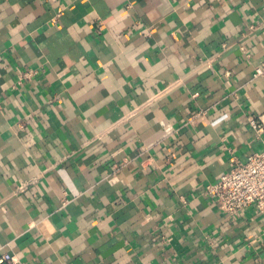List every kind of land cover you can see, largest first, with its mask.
Segmentation results:
<instances>
[{
    "label": "crops",
    "instance_id": "0c3cea01",
    "mask_svg": "<svg viewBox=\"0 0 264 264\" xmlns=\"http://www.w3.org/2000/svg\"><path fill=\"white\" fill-rule=\"evenodd\" d=\"M263 60L264 0H0V252L264 264L206 190L264 149Z\"/></svg>",
    "mask_w": 264,
    "mask_h": 264
},
{
    "label": "built area",
    "instance_id": "2783aa9c",
    "mask_svg": "<svg viewBox=\"0 0 264 264\" xmlns=\"http://www.w3.org/2000/svg\"><path fill=\"white\" fill-rule=\"evenodd\" d=\"M262 75L264 60L256 67L253 77ZM249 124L256 132L264 129L261 119L250 117ZM206 190L227 218H236L250 205L258 213L264 212V149L250 154L242 164L221 174ZM0 264L21 263L14 255L0 252Z\"/></svg>",
    "mask_w": 264,
    "mask_h": 264
}]
</instances>
